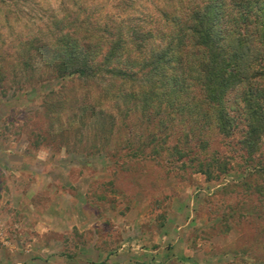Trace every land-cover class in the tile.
I'll use <instances>...</instances> for the list:
<instances>
[{"label":"rangeland","instance_id":"obj_1","mask_svg":"<svg viewBox=\"0 0 264 264\" xmlns=\"http://www.w3.org/2000/svg\"><path fill=\"white\" fill-rule=\"evenodd\" d=\"M196 1L0 0V264L23 258L8 241L7 218L24 207L25 195L39 207L59 198L61 215L78 208L86 221L95 217L88 231L76 229L78 237L67 234L70 227L45 234L74 237L62 248L72 261L57 264H264V174L247 175L249 165L264 164V136L248 158L241 119L226 137L199 119V109L193 120L174 112L162 92L143 108L136 81L55 74L53 39L62 33L76 29L79 42L96 50L118 35L130 41L133 27L157 32L155 44L175 45ZM225 1L230 9L234 0ZM100 27L108 30L102 35ZM185 66L174 73L199 99ZM212 152L227 167L208 179L195 167ZM245 177L251 187L240 186Z\"/></svg>","mask_w":264,"mask_h":264},{"label":"trees","instance_id":"obj_2","mask_svg":"<svg viewBox=\"0 0 264 264\" xmlns=\"http://www.w3.org/2000/svg\"><path fill=\"white\" fill-rule=\"evenodd\" d=\"M182 26L175 45L155 44L157 32L132 27L130 41L118 35L105 40L96 50L79 42L76 29L73 33H62L53 39L55 74L81 81L91 80L97 74L131 83L136 81L140 85L143 108H148L162 92L166 94L163 100L174 112L187 113L193 120L199 109V119L205 116L204 123L226 137L235 131L237 120L241 119L245 125L239 142L250 158L260 149L264 136V0H234L230 9L225 0H198ZM99 29L103 30L102 35L108 30ZM88 30L85 26L84 31ZM186 34H189V43ZM184 61L185 76L200 88L199 99L184 83V76L180 79L174 73ZM140 71L146 73L139 79L136 75ZM160 83L168 84L169 90L159 91ZM229 97L232 101L227 105ZM174 151L179 157L184 153L176 145ZM196 164L195 170L210 179L214 168L226 170L227 160L212 152L209 162L197 159ZM251 168L249 165L247 175L264 174V164ZM247 180L245 177L240 186L251 187ZM151 223L165 224L164 220L154 222V219Z\"/></svg>","mask_w":264,"mask_h":264},{"label":"crops","instance_id":"obj_3","mask_svg":"<svg viewBox=\"0 0 264 264\" xmlns=\"http://www.w3.org/2000/svg\"><path fill=\"white\" fill-rule=\"evenodd\" d=\"M5 193V192H4ZM4 193H2V198L4 196ZM8 195V193H5ZM36 194V193H35ZM32 198H29L27 195L22 196V200L26 203L23 208L19 209L20 212H10L8 215L7 220L8 223H10V229L7 227V233L8 235V241L10 240L12 242V247H16L18 257H23L21 260L17 259V261L14 259L13 256L9 255L7 257L10 259L11 262H15L16 264H51V262H65V261H72L71 258L67 260V255L65 253L62 254V248L63 245H66V243L72 244V238L74 237H65L61 239L57 237H51L47 238L45 234L47 235L48 232H64L66 227H70L69 230H67V234L71 236L78 237V232L86 230V228L89 227L90 223L93 221V225L95 223V217L90 216L89 221H86V219L79 216V209H72L68 208L66 210L67 214L73 215V219L64 217L62 215H65L63 213L61 215V208L58 207V203L60 202L59 198L55 199L54 201H50L46 206H43L42 202L40 203V207L37 204V199L35 201L31 200ZM62 200V198H61ZM56 202H58L56 204ZM61 204V203H60ZM10 205V204H9ZM86 211V209H85ZM62 216V217H60ZM20 220V221H19ZM66 220V222H65ZM89 223V224H88ZM88 226V227H87ZM78 230V232L76 231ZM74 231V233H73ZM77 232V233H76ZM49 236V235H48ZM178 236V235H177ZM47 239V240H46ZM77 240L74 241V249L76 250V254L78 253L80 247L76 246ZM94 241H91V244H93ZM111 244V241L109 242H103L102 246L104 244ZM94 245L97 247L98 244ZM7 248V247H6ZM50 248H54L55 251H58L59 255H51L50 254ZM99 249H102L99 247ZM83 250V249H82ZM159 250V249H158ZM156 251V250H153ZM108 255L110 258L112 255L107 253L105 257ZM17 255H15L16 257ZM80 256V255H79ZM78 256V257H79ZM26 257V258H24ZM30 257V258H29ZM17 258V257H16ZM110 261V260H108Z\"/></svg>","mask_w":264,"mask_h":264},{"label":"built area","instance_id":"obj_4","mask_svg":"<svg viewBox=\"0 0 264 264\" xmlns=\"http://www.w3.org/2000/svg\"><path fill=\"white\" fill-rule=\"evenodd\" d=\"M5 239V234H4V226L2 224V222L0 221V243H5L4 242Z\"/></svg>","mask_w":264,"mask_h":264}]
</instances>
